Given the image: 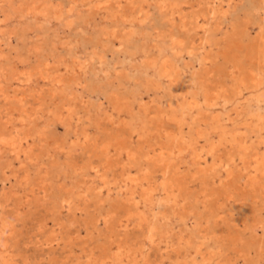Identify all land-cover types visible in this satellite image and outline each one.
I'll return each instance as SVG.
<instances>
[{"label": "bare ground", "instance_id": "bare-ground-1", "mask_svg": "<svg viewBox=\"0 0 264 264\" xmlns=\"http://www.w3.org/2000/svg\"><path fill=\"white\" fill-rule=\"evenodd\" d=\"M22 1L24 0H19L18 2L17 0H0V8L2 9V12L4 14L3 19L0 20V163L1 161L4 160V158L8 156L12 158L14 161L18 162L19 165H21L20 169H22L21 172H23L21 173L17 171L15 175L13 174L14 179H15V184L12 187H10L9 191L4 192L2 196L0 197L4 199L3 202H0V220L2 219L0 221V264H68V261L71 257L70 255H66L63 257L59 256L60 258H55L53 260L51 259L46 263V261H43L42 259L39 260L40 257H38L35 254L29 255L28 251H25L24 253L22 252L23 254H21L20 245H15V246L12 245L15 239H17L18 234H19L18 229H16V224H18V222L20 221V216L22 215L23 209L25 210L26 207H31L32 206L31 204L34 203V200H38V201L43 200L44 203L46 202L45 205H48L47 207L48 216L54 212L58 204H61L63 208H64L65 203L68 204L67 206L69 208L68 210L71 211L72 202H74L75 200L78 202L79 201L81 202L82 200L89 202L88 196L91 194H94L93 192L95 191V189L99 188L101 192H102V189L110 190V187H112L113 185L112 180H114L116 176L121 177L123 180L122 182L125 184L121 186V190L124 189L126 192L125 196L121 199V201H119L121 204H116L115 206L112 205V207L105 210L104 213L96 212L94 216V218L96 219H99L100 217H104L102 222H105V227L108 229V242L110 243V247L108 249H104V251H100L98 249L100 251L99 253H97L98 250L97 251L95 250L97 247L92 248L90 250L88 248L87 249L85 248L84 251L82 252V255L85 261L84 262L81 261L82 260L81 256H80L81 258L78 257L76 261H81L82 264H156L157 260L155 261L151 259L150 253H147V249L145 248L144 245L145 243L154 245V243L158 244V242L161 244V242L164 241L167 245L162 244L163 247L170 246L174 248V246H176V248H178L177 246H180L181 248H179L180 249L179 254L182 255L183 253H185V256L182 255L183 258L181 256L182 258L181 260L179 258L180 256L178 255V260L174 259L175 261L172 258L173 256H170L169 261L157 263V264H209V263L210 264H237L239 260L246 261L248 258L253 256V254H255L256 256V259H257L256 263L263 264L262 261L264 260V151L262 152L261 148H259L261 141H257L255 143L256 145L255 147H252L248 143L250 140L249 138H251L250 137L251 135L256 133L257 134L256 137H258L259 139L261 138V135H262L261 132L264 131V36H262L259 40H256V42L252 40L254 42L246 43L241 37L243 36L245 31H240V28L242 26H247L248 24H251V21L253 18L258 19L261 23V26H264V0H259L257 2V6L255 7L250 6L251 8L248 7V5L250 4L248 5L246 4L247 0H238L241 2V7L243 8L242 11L244 14V18H243L244 21H243V24L237 23L236 26H233V27L231 26L230 20L227 17L228 12L220 11L219 9H217L219 8L217 7L218 6L217 4L219 3L218 1L221 2L222 0H197L198 2L195 3L197 10L194 9L195 6L193 8L191 6V8L194 10H191L189 13L187 12L184 13L183 11L185 8L183 7V4L185 3V1L179 4L176 3L175 5V3L171 4L172 2L171 0H143V2H141L142 0L135 1V2L134 0H83L82 2L83 4H86L87 8L91 7L92 9H95V14L99 15L98 13L103 11V15L105 14L104 18L103 17H100V18H102V20H104L105 22L106 21L108 22L109 19L110 20L114 19L113 21L116 25L113 24L111 28H107L109 30L105 29L107 33L106 35H109L107 38L110 37L109 39L111 42H114L115 40H118L119 42L120 40V43L118 42L117 43L122 48L128 41L132 42L136 40L139 36L143 35V33H139L138 30L141 28L143 29L144 28L143 26H145V24L152 23L154 19V15L159 12H163L167 14L166 17L168 16V19L164 17L165 20L167 19V24H168L167 28H170L171 26L176 25V23L175 22L173 23V21L175 20V17L178 16L177 14H179L181 18L179 27L180 26L185 27V28L191 27L192 29L195 30V32L199 33L200 31V34L203 33L202 36L200 35L201 36L200 46L197 49H194L192 47L191 48L192 50L190 49L191 52L188 51V54H191L194 52H196L197 54L202 50L206 51L207 54L203 55L201 59L205 66L208 63L209 48L213 46L211 43L212 40L218 34H222L224 38L223 40L226 41L228 39L229 41V39L233 37L232 35L234 33V37L231 39V41L227 42V46L229 48L227 47L228 50L226 53L229 55L228 56L229 58H232L234 61H236V62L233 61L234 63H239V62L243 64L249 63L250 72L246 73L248 74L246 76L248 78V82L250 86L249 89L252 91L251 93L252 95L250 96V98L247 97L248 98L247 100L245 99V103L243 105L244 109L242 110L243 115H245L246 117V124H247L246 126L249 127L246 129V133H244L245 131L242 133L243 130L241 131V133H239L240 132L239 128L241 127L238 128L237 124L235 123L234 126L236 128L235 130H232V134L234 136L236 135L235 138L236 139L238 138V140L233 141V139H231L232 141H229V142L223 141L222 137L220 138V135L222 132L219 131V128L220 127L223 128V125L221 124V120L218 118L223 116L222 114L225 112V109H227L226 106L229 104V102L227 104H223L222 102H220L221 99L219 97V94L217 93V88L213 87V84H214L213 82L216 80V79L214 80V77L216 78L218 74L217 70L216 72H213L209 70L210 69L209 68L207 71L205 70L206 71L205 73H203L200 70L204 75H196V74L194 75L193 74L192 76L194 78V81L191 83L189 82L190 87L191 85L196 86L198 93L193 95V92H192L191 94L192 97L185 99V103L183 104V106L185 107H184V111L182 112L183 113L182 121L183 120L186 121L187 123L185 124L187 126H190V125L197 126L195 122L196 118L197 117L199 118L200 116L202 119L199 123L200 124L199 128L198 129L196 128L197 130L195 129L196 132L194 134L195 135L194 140H191L190 142H188L189 143L188 145L184 144V146L181 147L179 144L180 139H178V136H177L178 133L172 134L174 129L173 131L172 129L168 131L170 126L165 128L163 123H166V121L163 122L162 120L160 121V124L156 125V134H153L155 133L153 132L152 133L153 135L151 137L152 139L150 138V140H147L146 138H148L150 134L148 133V131L151 129V127H148L150 125V122H148L147 120L149 118L150 111L147 112V110L142 107H139L137 111H134V110L127 111L126 108L124 107L123 112L128 113L129 118L122 119L121 122L112 124L111 126L113 128L107 129L105 133L100 132L101 126L97 125L98 136L97 135L93 137L92 136L90 137V135L88 136L89 133H87V130L83 128L82 126H81L82 128H80L79 125H77L76 127L77 131H74V135H76L75 136L76 139H79L80 137L83 138V140L85 141V144L92 143L95 145L94 147L95 149H97V142L98 141L100 142L101 140L99 147L101 148V152L103 154V156L101 157L103 158L101 159L103 161L102 162L99 161L96 166L94 162H90L87 166H84V165L81 166L82 164L80 165V163L78 166L76 165L77 163H75L77 168L73 166L75 162L73 158L74 154L71 149L72 147H70L69 144L67 143L61 144L60 142H57V141L53 143H48L46 145L44 144L45 138H46L45 137L46 129L48 128V126H50L49 124V122L51 121L50 116L53 115L54 119L57 122H59L60 124H64L67 121L73 119L74 114L75 115L78 114L76 112V109H77L76 107L79 108L80 106L79 104L78 106L76 105L74 98L82 97V99L79 98L82 100V104H84L83 100H85L84 97L82 96V94L85 95V93H80V91L83 90V92H85L86 84L83 86L82 82H80V80L77 81V77H76V79L74 78H72V80L70 79L71 81L68 83V85H66L67 84L66 79L63 78L65 76L63 75L62 70L63 69L66 70L67 68H69V66L64 64V61H63L64 58L63 59L61 58L62 53L60 54L61 56L60 57L58 53V48H56V40H58L57 44L59 43L62 44V40H64L61 38L62 35L61 37L58 36V39L54 37V39L56 40L54 39L50 40L43 35V32H41L42 28L38 29V32H36L37 34L35 35V40L33 42H30L31 47L29 46L30 47L29 53L30 54L34 53V56L39 57L38 56L39 51L47 50L51 52L50 57H52L54 61L52 62V65L48 57H46L48 60H46L45 62L39 61L40 64L37 66V70L31 67L33 70H36L37 72L36 71L33 72V70L31 69H25L24 71L23 70L20 71L18 67H16L13 72L11 71L12 73H9V68L13 64V62H11L13 61L11 59L12 54L10 52H6L4 50L5 48H2V47L10 46V43L12 42L11 41L12 34L16 33L17 35L20 31H22V32H26L27 35L29 36L28 31L34 32V28L30 24V22L32 21H34L33 23H35L36 25L42 24L41 27L44 25L50 27L51 25L54 28L55 23L53 26L52 21L55 20L54 22L57 21L59 24L58 30L60 28V30H63L65 33L66 32L70 33L69 30H72V28L75 27L76 22L77 23L83 22L84 19L79 20L81 18L80 15H82L81 13L82 11H79L80 7L77 9V5H75L76 0H68L70 4H69L68 11L65 13L63 12L64 10L62 11L59 8V6L58 7L56 6V8L57 9L59 8V10L61 11H57L53 9L52 7L53 5H51V2H49V0H35L29 4L24 3V5H22ZM124 1L126 2L127 5L124 7V10L120 11L119 13L116 12L114 14L116 16L114 15L111 16L109 14L110 12H106L110 8L119 9L121 5L124 3ZM149 1H151V4H149ZM229 1L230 0H228V2ZM234 2H237V1L234 0ZM188 3H186V6L188 5ZM223 7L221 8L222 10H223ZM87 8H85V10ZM78 13H81V14L79 15ZM118 14H120V16H118ZM87 15H90V14H87ZM131 15L133 17V20L131 19L129 21V24L127 25L126 19ZM64 16H65V19H64ZM200 18H202L201 21H199ZM187 21H190V22H187ZM107 22L106 24H108L110 21L108 23ZM225 25L227 28L224 27ZM228 26H230L232 30L229 31ZM258 28H261V27H258ZM247 31H249L248 28H246V32ZM100 32L102 33V31ZM53 35L54 34H52L51 37H53ZM102 35H104V33ZM46 36L49 37L48 35ZM185 36H187V34ZM92 37L93 36H91V40H92ZM76 39L78 38L76 37ZM163 39H164V35H163ZM168 40H169L168 43H166L167 41L163 43L164 46L161 50L163 53V56H162L161 62H158L156 61V59H153V58L149 60L146 57L148 54L145 56V60L143 62L141 61L144 67H146V70H145L146 79L144 80L145 84L141 85V87L152 86L155 79H158V80L168 79V81H170V85H172L173 88H178V85H179L178 82L180 80L178 73L180 71L178 68L174 66L173 60H179L180 58H182V53L185 52L186 50L183 49V43H182L183 40L177 41L171 29L168 33ZM49 41L51 42L50 44H49ZM69 41L70 40H68V42ZM107 41L109 40L107 39ZM45 42L49 44L50 48L48 47L47 49V47H45ZM138 42H140V40ZM107 43L101 42L102 46L101 45L100 46L102 47V49L104 48L103 46L107 47L109 45V43L108 45ZM69 44H73V43L70 42ZM192 45H193V42L191 46ZM100 46L96 48L100 49L99 48ZM170 46H171V49H169ZM60 47H63V46H60ZM112 47L113 46H111V49ZM118 48L119 47H117V49ZM92 49H95V48H92ZM175 49H177L176 53L173 52V50ZM119 50L120 49H118V51ZM138 50H139L138 48H135V51H138ZM103 51L104 50H102V52ZM91 52H94V51L92 50ZM102 52L100 51L99 53L101 54ZM44 53L46 56L48 55L46 54L47 52H44ZM87 53H90L89 50ZM97 54L94 53L92 56L90 57L88 56L89 57L88 59L86 58L89 64L94 63L93 61L94 59L97 58ZM202 54L203 53H199V56ZM222 55H225V54L223 53ZM100 56H102V54ZM183 56H185V53ZM220 57L222 58L221 54H220ZM226 57L227 56L225 55V58ZM102 59L103 57L99 59L100 63L103 61ZM232 59L231 60L229 59V60L232 61ZM78 60H80V58ZM71 62L72 61H70V63ZM80 63H81L80 61L74 62L77 68L71 63L74 66L73 70L75 74L79 71L81 72V70L78 68V65ZM136 63H137V60H135V63L131 65V68L130 66L128 68H130L134 74L143 72L144 70H142L138 66V63L137 64ZM126 64L123 63V65H126ZM98 65H96L97 66L96 76L94 77L96 78V80H98L97 82H99V84L97 85V88L95 89L101 91V89L103 88L102 83L104 82L106 77L103 74L104 72L103 69H102L103 72L99 71L100 68L98 69ZM178 65L180 66V64H177V66ZM218 66H215V67H217L218 69ZM102 67L104 66L101 65V68ZM220 70H218V72H220ZM150 71L152 72L150 73ZM241 72L242 71H240V73ZM194 73H196V71ZM110 75L112 76V74ZM232 75H235V74H232ZM13 76L15 77L18 76L16 80L18 82L20 80V84L21 86H23L22 87L23 92L27 90V89L24 90V86L25 87L26 85L32 86L33 77H36L35 78L36 81L38 80L48 81V83H45L44 85H50V86L52 85V88H54L53 90L55 92L57 91V92L65 94L64 96L65 98L62 102V105L60 104L61 106L58 107L54 113L52 112L51 115H50L51 109H48V111H46L44 110V108L42 109V108L37 107L38 108L37 109L35 108V106L34 108L32 106L33 109H31L28 112H26L28 110L27 108H26L27 110L25 111H24L25 108L23 110H21L22 109L21 108L20 110L16 112L13 111L11 106H10L11 109L9 108V105L11 103V98L13 96L12 94L10 95L8 91L6 92L5 90L7 89L6 87H7V83L10 80L9 78H13ZM185 79H186V76H185ZM159 85H161L160 82H159ZM185 85L187 84L185 83ZM14 86H17V85H14ZM119 88L121 89L120 86ZM171 90H172V87L170 89V92ZM181 90H183V88ZM33 91L37 92L36 90H33ZM11 92H14V91L11 90ZM53 92H52V95L54 94ZM131 94H132V91H131ZM96 95H98V93H96ZM242 95H243V92H242ZM97 101L100 102L99 100ZM225 101H228V100H225ZM234 101H235V98H234ZM37 102L39 101L37 100ZM86 103L88 102H85V106H83L84 108L91 107L87 105ZM122 104H123V101H122ZM120 105H121V102H120ZM219 105H220V108L222 109L220 111L221 114L216 113V110H215V108H217V106L219 107ZM154 106H156V104H154ZM158 106L159 105H157L156 107ZM116 109L118 112L121 111L119 110V107H117ZM158 110L159 109H156L155 111L157 112ZM105 111L106 110L102 107V105H99L95 109L94 115L96 117L102 118L105 115ZM194 111H196L195 115L193 113ZM162 112H163V109H162ZM161 115H163V113ZM163 117H165V115ZM229 120L233 121L231 116L229 117ZM94 121H97L95 120V117H94ZM175 121H177V119H175ZM40 122L42 124H40ZM177 122H180V121H177ZM212 122L214 123V125ZM107 123L111 124L109 122ZM31 125H34L37 129V132H36L37 140L29 138L28 130ZM162 127L164 129H162ZM252 127H255L256 130H253ZM201 128H203V130ZM136 134L139 137L137 139L139 141H137L138 142L137 144H134L133 141H134V136ZM162 134H165L167 136L165 139L166 141L164 143L160 141L159 144L157 143L154 144L152 140L155 138L157 139L162 138L163 137ZM146 135H148V137ZM222 135H225V133ZM141 136L143 137L146 136L145 140H141V139H144ZM184 136H187V134ZM216 136L218 137V139H216ZM102 137H105V139H102ZM203 139L205 140V144L203 143L204 145L202 146L200 143H201V140ZM199 144L202 147H199ZM67 149L70 150L69 153H67L66 151ZM37 151L44 153V158L45 159L47 158L48 162L49 161L53 162L57 160V162L61 164L60 169L58 170V173H56V176L55 175L54 177L51 176L52 171L48 170L49 168L45 166V162L43 161V159L41 160V158L39 157L40 155L36 153ZM222 153L225 154V156L227 157L226 160L228 161H225V159L223 158V160L225 161V165H227V167H225L224 164L222 163L221 166H218L221 168V170L218 169L220 170V172H217V168L215 167L203 165L204 162H206L205 157L207 155L213 154V155L220 156L222 155ZM176 164L179 166H177ZM210 164L211 163H209V165ZM183 165L186 166V168L184 169L185 174L183 176H177V173L182 172L181 166L183 167ZM118 169L121 170L120 173H118L117 171ZM67 171L70 175L73 174V180L69 183L66 180ZM92 171H95L96 175L94 177L98 178L100 182L99 184H97V188L93 182L85 180V177L87 175L92 176L91 174ZM20 173L24 175V177H21ZM39 174H42L41 177L43 176L41 178L43 184L39 188L29 186L31 189L29 191H26L27 193L25 192V195H23L22 197V199L24 198L25 202H21V198H20V202L18 203L17 201L19 200L18 194L21 193L20 192L21 188L24 185L27 186L31 181L33 183L34 182L33 179H35ZM55 188H57L61 194L66 193V197L60 198V200L56 198L50 199V197L52 196L51 192ZM159 192H162L163 195L161 194L158 195ZM156 197L158 199H156ZM84 201H83V204H84ZM160 201L163 202L162 205H159V203H161ZM168 202L173 203V204L171 203L172 207L170 210L172 211L171 213L174 216L179 214V212H182L181 210L183 209V207L185 208L187 206L189 209L192 210L190 214L191 213L193 214L195 218L194 223L196 224L195 226L192 225L194 227H191L192 228L191 230L187 227L186 224H184L186 226L183 225L184 227L182 229L176 228L177 229L176 230L175 224L174 226L170 228V224L168 225L167 223V225H164L163 223H161L160 220L166 217V213L169 210V207L167 206L169 204ZM77 205H80V204L77 203ZM154 207H156L157 209L164 208L165 209L164 213H161V212L160 214L159 212L155 213L154 212L155 209H153ZM71 212H69V215H72L74 213L73 212L72 214H70ZM120 213L127 214V218L129 219H126V222H123L124 219L123 220L117 219V215H119ZM171 213H170V216H171ZM62 214H63V211H62ZM3 215L4 216L6 215L5 219H3L2 217ZM183 215L185 216V214ZM48 219H49L48 217L44 216V218L39 220L34 226L37 229V232L35 234L36 241L34 240V242L41 244V240H43V242L48 244V243H54L60 240L65 241V239L68 236H70L71 230H70V227L68 228L66 224L67 221H65V219L61 216V212H60V215L54 216L52 218V221L55 222V225L59 226L58 230H55V229L51 230L48 228V225H49L47 222ZM74 219L76 218L74 217ZM156 220L159 222H157ZM174 222L175 221H173V223ZM130 223L133 224L134 226L138 225L139 235L135 236L134 238L129 237L130 234L128 235L127 231H125L124 234L118 231L119 227L124 228V225L129 226ZM89 224H87L86 230L89 229L90 227ZM98 224L100 223L99 222L91 223V227L94 228V230L101 229L99 228L100 226H97ZM55 225H54V228H55ZM120 230H122V228ZM76 232L80 233V230H77ZM38 244L36 245L38 246ZM153 247L154 246H152V248ZM176 251L173 250V252H176ZM161 253H163V251ZM69 254L71 253L69 252ZM164 254H165V251H164ZM157 255L159 256V254Z\"/></svg>", "mask_w": 264, "mask_h": 264}, {"label": "rangeland", "instance_id": "rangeland-1", "mask_svg": "<svg viewBox=\"0 0 264 264\" xmlns=\"http://www.w3.org/2000/svg\"><path fill=\"white\" fill-rule=\"evenodd\" d=\"M19 0H17L18 2ZM35 0H24L22 1V5L25 4H29L31 2H33ZM83 0H76V4L77 5V9L79 8V11H82V15H80L81 13H78L81 18V19H84L82 23H77L76 22V25L74 28H72V30H69V32H64L63 30H58V27H59V24L58 22H54L55 20L52 21V24L54 26V23H55V26L54 29L51 25L50 27L49 26H42V24H38L36 25L35 23H33L34 21L30 22V24L32 25V27L34 28V32L32 31H28V34L29 36L27 35L26 32H22L20 31L17 35L16 33L15 34H12V39H11V43H10V46L9 47H2V48H5L4 50L6 52H10L12 54V57L11 59L13 61V64L12 66L9 68V73H12L14 71V69L16 67H18V69L20 71H24L25 69H36L37 70V66L40 64L39 61L41 62H45L46 60L49 59L51 65H52V62L54 61L52 57H50V51H47V50H42V51H39V57H36L34 56V53H29V48L31 47V44L30 42H33L35 40V35L37 34L36 32H38V29L39 28H42V31L43 32V35L48 38V39H54V37H56V39H58V36L61 37L62 35V44L59 43L57 44L58 40H56V48H58V53H59V56L60 54L62 55V59L64 61V64H66L67 66H69V68H67L66 70L63 69L62 70V73L66 79V82L68 85V83L72 80V78L76 79L77 77V81L80 80V82H82L83 86L85 85L86 87V90L85 92H83V90L80 91V93H85L82 94V96L84 97L85 100L84 101V104H82V97H76L74 98L75 99V102H76V105L78 106L79 104V108L76 107V112L78 114H74V117L73 119L67 121L66 123L64 124H60L59 122H57L55 119H54V116L51 115L52 112L54 113L55 110L60 107L62 105V102L64 100V96L65 94L64 93H60V92H55L52 88V85H44L45 83H48V81H42V80H38L36 81V77H33V82H32V86H27L26 87L24 86V92H23V89L20 84V80L19 82L16 80L17 77L13 76V78H9V82L7 83V89L6 92L8 91V93L14 97L11 98V103L9 105V108L11 109L12 107V110L13 111H18L20 110H23L24 108V111L27 110L26 112L30 111L31 109L34 108H44V110L48 111V109H51V113H50V119L51 121L49 122L50 126H48V128L46 129V138H45V142L44 144H48V143H53L55 141L57 142H60L61 144H69L70 147H72V152H73V158H74V167H76V165L79 166V163L81 166H87L90 162H94L95 163V166L98 164V162H102L103 158H101L103 156L102 152H101V148L99 147L100 146V143H101V140L100 142L98 141L97 142V149H95V145L92 144V143H86L85 144V141L83 140V138H79V139H76V135H74V131H77L76 127L77 125H79L80 128H85L87 130V133L88 136L90 135V137L92 136H98V131H97V125H100L101 127V131L102 133H105L107 131V129L109 128H113L111 125L112 124H116L117 122H121L122 119H127L129 118V114L128 113H124V107L126 108V110L128 111H137L139 109V107H142L144 109L147 110V112H149V118L147 119L148 122H150V125L148 127H151V129L148 131L149 134V137L148 135H146L148 138H146L147 140H150V138L152 137L153 134H156V125L157 124H160V121L162 120L163 122L166 121V123H163L164 127H169V130L174 129V131L172 132V134H175V133H178V139H180L179 141V144L180 146H184L185 145H188L191 140H194L195 138V129L199 128L200 126V121L202 120L201 117L199 116V118L197 117L196 118V125H190V126H187L185 123H187L186 121H182V112L184 111V107L183 104L185 103V99L189 98V97H192L191 94L193 92V95L198 93V90L196 88V86H192L191 87L189 86L191 82L194 81V78H193V74L195 75H204L203 73H205L209 68V70L213 71V72H216L217 70V76L216 78L214 77V84H213V87L217 88V93L219 94V97H220V102H222L223 104H227L229 102V104L226 106L227 109H225V112L222 114L223 116L219 117L218 119L221 120V124L223 125V128L220 127L219 128V131L222 132L221 135H220V138L222 137V140L223 141H232L231 139H233V141L235 140H238V138L236 139V135L234 136L232 134V130H235V126L234 124L236 123L238 128H239V133H246V129L249 128L248 126H246V117L245 115H243V112L242 110L244 109L243 105L245 103V99L247 100L248 98H250V96L252 95V91L249 89L250 86H249V82H248V78L246 75V73L250 72V67H249V63L247 64H243L241 62L239 63H234L236 61H234L232 58H229L228 54L226 53L227 52V42L231 41V39L234 37V33H233V37L231 39H228L226 41H224L223 39V35L222 34H218L213 40H212V47L209 48V57H208V63L206 64V66L203 64V61L201 60L203 55L207 54L206 51L202 50L200 51L199 53H203L202 55L199 56V53L196 54V52L194 53H191V54H188V51H190V49L193 47L194 49H197L199 46H200V43H201V39L200 37L203 35L200 34V31L199 33L195 32L194 29H192L191 27L190 28H185V27H182L180 25V16L179 14H177L178 16H176L175 14V20L173 21V23L175 22L176 25L175 26H171L170 28H167V19H168V16L166 17L167 14L163 13V12H159V13H156L154 15V19L152 21V23H147L145 24V26H143L144 28L142 29H139V33H143V35L139 36L136 40L134 41H128L124 47L122 48L121 46H119L118 43H120V40L118 42V40H115L114 42H111L110 41V37L107 38L109 35H106V30H109L107 28H111V26L114 24V19L113 20H108V24H106V22L104 20H102V18L100 17H103L104 18V15H103V11H101L100 13H98L99 15L95 14V9H92L91 7L88 9L86 7V4H83L82 2ZM135 1H141V0H134ZM171 4L172 3H176L179 4V3H183V1H185V3L183 4V7L184 8V13L187 12L189 13L191 10H197L196 9V4L198 1L197 0H171ZM179 1V2H178ZM187 1V2H186ZM223 1V2H222ZM221 2L218 1L219 3L217 4L220 11H226L228 12V18L230 20V24L231 26H236V24H243V21H244V14H243V11H242V7H241V2L238 1V0H235L237 2H234V0H230L228 2V0H222ZM225 1V2H224ZM259 0H247L246 1V4H250L248 5L249 8L251 7H255L257 6V2ZM49 2H51V5H53V9L57 10V11H63L64 13L68 11V8H69V1L68 0H49ZM143 2V0L141 1ZM189 2V3H188ZM231 2V3H230ZM240 2V3H239ZM125 3V4H124ZM124 3L121 5V7L119 9H116V8H110L108 11L106 12H110L109 14L111 16H113L116 12H120L122 10H124V7L127 5L126 2L124 1ZM186 3H188L187 7L186 6ZM230 3V4H229ZM82 4V5H81ZM147 4V3H146ZM149 4H151V1H149ZM153 4V3H152ZM193 4V5H192ZM81 5V6H79ZM220 5V6H219ZM222 5V6H221ZM228 5V6H227ZM236 5V6H235ZM56 6L61 9L59 10V8L57 9ZM192 8L195 6L194 9ZM224 6V7H223ZM251 6V7H250ZM26 7V5H25ZM67 7V8H66ZM82 7V8H81ZM223 7V10L221 9ZM85 8H87L85 10ZM198 8V7H197ZM82 9V10H81ZM226 9V10H225ZM78 11V12H79ZM86 11V12H85ZM162 13V14H161ZM86 14V15H85ZM87 14H90V15H87ZM160 14V15H159ZM3 12H2V9L0 8V20L3 19ZM65 15V14H64ZM242 15V16H241ZM89 16V17H88ZM97 18H96V17ZM116 16V15H114ZM118 16H120V14H118ZM67 17V16H66ZM157 17V18H156ZM166 17L167 19L165 20ZM92 18V20H91ZM96 18V19H95ZM64 19H65V16H64ZM133 20V17L132 15L129 16L126 20V23L127 25L129 24V21L130 20ZM161 19V20H160ZM119 20V19H118ZM202 18L199 19V21H201ZM86 21V22H85ZM90 23H89V22ZM187 22H190V21H187ZM125 23V24H126ZM57 24V25H56ZM96 24V25H95ZM105 24V25H104ZM131 24V23H130ZM188 24V23H187ZM258 24V25H257ZM104 25V26H103ZM103 26V27H102ZM120 26V25H118ZM163 26V27H162ZM249 26V27H248ZM102 27V28H100ZM105 27V28H104ZM165 27V28H164ZM226 27V25L224 26ZM258 27H261V28H258ZM49 28V29H48ZM52 28V29H51ZM227 28V27H226ZM229 28V31L232 30L230 26H228ZM242 28V29H241ZM240 28V31H245V33L243 34L242 39L247 43L249 42H256V40H259L262 36H264V26H261V23L258 19L256 18H253L252 21H251V24H248L247 26H242ZM246 28L249 29V31L246 32ZM101 29V30H100ZM106 29V30H105ZM171 31L174 33L177 41H182L183 43V49H185L186 51L182 53V58H180L179 60H173L174 62V66L176 68L179 69V82H178V88H173L172 85H170V81H168V79H161V80H158V79H155L154 80V83L152 86H143L141 87V85L145 84V79H146V74H145V70H146V67H144V65L142 64V62L145 60V56L151 60L152 58L153 59H156V61L158 62H161L162 60V56H163V53H162V48L164 46L163 43H168V33L169 31ZM253 29V30H252ZM57 30V31H56ZM105 30V31H104ZM164 30V31H163ZM225 30V29H224ZM63 31V32H61ZM74 31V32H73ZM102 31V33L100 32ZM165 34H164V33ZM25 33V34H24ZM45 33V34H44ZM57 33V34H55ZM62 33V34H60ZM104 33V35H102ZM53 35V37H51V35ZM93 34V35H92ZM101 34V35H100ZM187 34V36H185ZM46 35H48L49 37H47ZM57 35V36H56ZM98 35V36H96ZM163 35H164V39H163ZM196 35V36H194ZM201 35V36H200ZM261 35V36H260ZM65 36V37H64ZM91 36L92 37V40H91ZM101 36V37H100ZM104 36V38H103ZM192 36V37H191ZM76 37L78 39H76ZM85 37V38H84ZM98 37V38H97ZM239 37V38H241ZM32 38V39H30ZM70 38V39H69ZM124 38V37H123ZM193 40H192V39ZM196 38V39H194ZM218 38V39H216ZM245 38V39H244ZM106 41H105V40ZM107 39L110 41H107ZM125 39V38H124ZM142 39V40H141ZM189 39V40H188ZM221 39V40H220ZM32 40V41H30ZM68 40H70L68 42ZM103 40V41H102ZM127 40V39H126ZM140 40V42H138ZM196 40V41H195ZM199 40V41H198ZM249 40V41H248ZM254 40V41H252ZM78 41V43H77ZM84 41V42H83ZM88 41V43H87ZM92 41V42H91ZM103 43H107V47L106 46H103L104 48L102 49V45H101V42ZM193 42V45L191 46V44ZM222 41V42H221ZM73 43V44H69V43ZM81 42V43H80ZM90 42V43H89ZM118 42V43H117ZM195 42V43H194ZM197 42V44H196ZM215 42V43H214ZM51 42L49 41V44ZM76 45H75V44ZM148 43V44H147ZM189 43V44H188ZM221 43V44H220ZM44 44V43H43ZM48 43L45 42V47H48L50 48ZM82 44V45H81ZM90 44V45H89ZM215 44V46H214ZM47 45V46H46ZM58 45V46H57ZM88 45V46H87ZM101 45V46H100ZM190 45V47H189ZM196 45V46H195ZM30 46V47H29ZM60 46H63V47H60ZM66 46V47H65ZM79 46V47H78ZM98 46H100L99 48L100 49H97ZM111 46L112 49H111ZM116 46V47H115ZM154 46V47H153ZM225 46V47H224ZM86 47V48H85ZM90 49H89V48ZM97 47V48H96ZM117 47H119L118 49H120L118 51ZM121 47V48H120ZM149 47V48H148ZM65 48V49H64ZM76 48V49H75ZM83 48V49H82ZM92 48H95V49H92ZM115 48V49H113ZM135 48H138L139 50L138 51H135ZM152 48V49H151ZM218 48V49H217ZM229 48V47H228ZM142 49V50H141ZM169 49H171V46L169 47ZM211 49V50H210ZM60 50V51H59ZM76 50V51H75ZM89 50L90 53H87ZM94 51V52H91V51ZM96 50V51H95ZM100 50L102 52V50H104L101 54L102 56H100L101 54L98 52ZM114 50V51H113ZM144 50V51H143ZM176 50V51H175ZM173 50V52H177V49ZM192 50V49H191ZM213 50V51H212ZM215 50V51H214ZM225 50V52H224ZM79 51V52H78ZM108 53H107V52ZM117 51V52H116ZM121 51V53H120ZM134 51V52H133ZM170 51V50H169ZM221 53H220V52ZM44 52H47L46 54H48L47 56L45 55ZM116 52V53H115ZM119 52V53H118ZM208 52V51H207ZM87 55H86V54ZM94 53H98L97 54V58L98 60L94 59V63L92 64H89V62L86 60V58L88 59L90 56H92ZM145 53V54H144ZM185 53V56H183ZM225 54L227 57L225 58V55H222V54ZM36 54V53H35ZM80 54V55H79ZM107 54V55H106ZM116 54V55H115ZM154 54V55H153ZM219 54V55H218ZM220 54L223 58L220 57ZM19 55V56H18ZM66 55V56H65ZM76 55V56H75ZM102 58L103 57V61L100 63L99 62V57ZM118 55V56H117ZM156 55V56H155ZM214 55V56H213ZM65 56V57H64ZM89 56V57H88ZM150 56V58H149ZM48 57V59L46 58ZM83 57V58H82ZM133 57V58H132ZM195 57V58H194ZM218 57V59H217ZM71 58V59H70ZM76 58V59H74ZM80 58V60H78ZM106 58V59H105ZM143 58V59H142ZM200 58V59H199ZM210 58V59H209ZM25 59V60H24ZM52 59V60H51ZM86 62H85V60ZM126 59V60H125ZM134 59V60H133ZM140 59V60H139ZM147 59V60H148ZM185 59V60H184ZM195 59V60H194ZM228 59V60H226ZM232 59V61L230 60ZM69 60V61H68ZM84 60V62H83ZM135 60H137V63H138V66L144 70L143 72H140L138 74H134L132 72V70L130 69L131 68V65H133L135 63ZM139 60V61H138ZM24 61V62H22ZM68 61V62H67ZM70 61H72L71 63L76 67V65L74 64V62H81L79 65H78V68L81 70V72H77L76 74L74 73V66L70 63ZM97 61V62H96ZM142 61V62H141ZM202 61V63H201ZM234 61V62H233ZM38 62V63H37ZM129 62V64H128ZM132 62V64H131ZM187 64H186V63ZM216 62V63H215ZM227 62V63H226ZM229 62V63H228ZM70 63V64H69ZM126 64V65H123ZM136 63V64H137ZM191 63V65H190ZM215 63V64H214ZM246 63V62H245ZM62 64V65H64ZM84 66H83V65ZM98 65V69L99 71L103 72V74L105 75V80L104 82L102 83L103 84V88L101 89V91L95 89L97 88V85L99 84V82H97L98 80H96V78L94 76H96V65ZM177 64H180V66ZM193 64V65H192ZM229 64V65H228ZM101 65L104 66L101 68ZM124 67H123V66ZM218 66V69L217 67L215 66ZM223 65V66H222ZM234 65V66H233ZM95 66V67H94ZM122 66V67H121ZM130 66V68H128ZM193 66V67H192ZM232 66V67H231ZM33 69H32V68ZM203 67V68H202ZM229 67V68H228ZM245 69H244V68ZM54 68V67H52ZM77 68V67H76ZM106 68V69H105ZM231 68V69H230ZM243 68V69H241ZM11 69V70H10ZM103 69V71H102ZM109 69V70H108ZM114 69V70H113ZM125 69V70H124ZM197 69V70H195ZM221 69V70H220ZM226 69V70H225ZM239 69V70H238ZM247 69V71H246ZM36 70H33L36 71ZM116 70V71H115ZM118 70V71H117ZM121 70V71H119ZM203 72H201V71ZM204 70V71H203ZM206 70V71H205ZM215 70V71H214ZM218 70H220V72H218ZM232 72H231V71ZM237 70V71H235ZM245 70V71H244ZM249 70V71H248ZM12 71V72H11ZM54 71V70H53ZM67 71V72H66ZM95 71V72H94ZM115 71V72H114ZM186 71V72H185ZM196 71V73H194ZM240 71H242L240 73ZM37 72V71H36ZM35 72V73H36ZM119 72V74H118ZM125 72V73H124ZM152 71H150L151 73ZM114 73V74H113ZM116 73V75H115ZM124 73V74H123ZM199 73V74H198ZM238 73V74H237ZM112 74V76L110 75ZM121 74V75H120ZM123 74V75H122ZM232 74H235V75H232ZM13 75V74H11ZM75 75V76H74ZM238 75V76H237ZM125 76V77H124ZM185 76H186V79L189 80L187 81L185 79ZM221 78H220V77ZM224 76V77H223ZM244 76V77H243ZM15 77V78H14ZM183 79H181V78ZM188 77V78H187ZM127 78V79H126ZM139 78V79H138ZM192 78V79H190ZM220 78V79H219ZM227 78V79H226ZM69 79V80H68ZM71 79V80H70ZM107 79V80H106ZM113 81H112V80ZM126 79V80H125ZM138 79V80H137ZM222 79V80H221ZM14 80V82H13ZM68 80V81H67ZM136 80V81H135ZM185 80V81H184ZM224 80V82H223ZM229 80V81H228ZM140 81V82H139ZM184 83H183V82ZM219 81V82H218ZM13 82V83H11ZM137 82V83H136ZM159 82L161 85H159ZM190 82V83H189ZM244 82V83H243ZM124 83V84H122ZM158 85H156V84ZM185 83L187 85H185ZM216 83V84H215ZM223 83V84H222ZM228 83V84H227ZM109 84V85H108ZM117 86H116V85ZM134 84V85H133ZM168 84V85H167ZM240 84V85H239ZM242 84V85H241ZM10 85V86H9ZM15 91L14 90V88ZM14 85H17V86H14ZM34 85V86H33ZM155 85V86H154ZM46 86V87H45ZM119 86L121 87V89L119 88ZM157 86V87H156ZM162 86V87H161ZM172 87V94L170 92V89ZM184 86V87H183ZM186 86V88H185ZM241 86V87H240ZM21 87V88H20ZM28 87V88H27ZM40 87V88H39ZM148 87V88H147ZM151 87V88H150ZM167 87V88H166ZM220 87V88H219ZM49 88V89H47ZM52 88V89H51ZM144 88V89H143ZM154 88V89H152ZM183 88V90H181ZM189 88V89H188ZM241 88V89H239ZM245 88V90H244ZM20 89V90H19ZM29 89V90H28ZM43 91H42V90ZM107 89V90H106ZM177 89V90H176ZM221 89V90H220ZM14 91V92H11ZM33 90H36L37 92H34ZM54 92H53V91ZM134 90V91H133ZM156 90V91H155ZM240 90V91H239ZM31 91V92H29ZM52 91L54 94L52 95ZM99 91V92H97ZM131 91H132V94H131ZM180 91V92H179ZM223 91V92H222ZM16 92V93H15ZM18 92V93H17ZM40 92V93H39ZM101 92V93H100ZM106 92V93H105ZM129 92V93H128ZM135 92V93H133ZM163 92V94H162ZM242 92H243V96L242 95ZM15 93V94H14ZM26 95H25V94ZM51 93V94H50ZM96 93H98V95H96ZM111 93V94H110ZM153 95H152V94ZM182 93V95H181ZM208 93V92H207ZM14 94V95H13ZM17 94V95H16ZM32 94V95H31ZM39 94V95H38ZM58 94V95H57ZM63 94V96H62ZM104 94V95H103ZM134 94V95H133ZM136 94V95H135ZM174 94V96H173ZM177 96H176V95ZM241 94V95H240ZM16 95V96H15ZM31 95V96H30ZM179 95V96H178ZM208 95V94H207ZM237 95V96H236ZM33 96V97H32ZM81 96V95H80ZM102 96V97H101ZM113 96V97H112ZM134 96V97H133ZM157 96V97H156ZM163 96V97H162ZM171 96V97H170ZM16 97V98H15ZM32 97V98H31ZM61 97V98H59ZM63 97V98H62ZM112 97V98H111ZM136 97V98H135ZM201 97V96H199ZM223 97V98H222ZM241 97V98H239ZM248 97V98H247ZM52 98V99H51ZM81 98V99H79ZM120 98V99H119ZM138 98V99H137ZM172 98V99H171ZM174 98V100H173ZM234 98H235V101H234ZM14 99V100H12ZM16 99V100H15ZM62 99V100H61ZM133 99V101H132ZM152 99V100H151ZM177 99V100H176ZM37 100L39 102H37ZM57 100V101H56ZM60 100V101H59ZM97 100H99L100 102H98ZM117 100V101H116ZM223 100V101H222ZM225 100H228V101H225ZM238 100V101H237ZM18 101V102H17ZM50 101V102H49ZM53 101V102H52ZM59 101V102H58ZM122 101H123V104H122ZM127 101V102H126ZM147 101V102H146ZM232 101V102H230ZM243 101V102H241ZM57 102V103H56ZM85 102H88L86 103L87 105L91 106V107H88V108H84L83 106H85ZM110 102V103H109ZM120 102H121V105H120ZM145 102V103H143ZM151 104H150V103ZM178 102V103H177ZM225 102V103H224ZM36 103V104H35ZM52 103V104H51ZM119 103V104H118ZM133 103V104H132ZM140 103V105H139ZM153 103V104H152ZM202 103V102H201ZM232 103V104H231ZM24 104V105H23ZM31 104V105H30ZM33 104V105H32ZM38 104V105H37ZM45 104V105H44ZM61 104V105H60ZM82 104V106H81ZM128 107H127V105ZM154 104L159 105L158 107L154 106ZM164 104V105H162ZM37 105V106H36ZM99 105H102V107L106 110L105 111V115L102 117V118H99V117H96L94 115L95 113V109L99 106ZM109 105V106H108ZM118 105V106H117ZM147 105V107H146ZM232 105V106H231ZM11 106V107H10ZM22 106V107H21ZM31 108H30V107ZM33 106V108H32ZM97 106V107H96ZM114 106V107H113ZM116 106V107H115ZM123 106V107H122ZM165 106V107H164ZM175 108H174V107ZM183 106V107H182ZM113 107V108H112ZM117 107H119V110H121L120 112L117 111ZM173 107V109H172ZM179 107V108H178ZM27 108V109H26ZM121 108V109H120ZM129 108V109H128ZM155 108V109H154ZM38 109V108H37ZM88 109V110H87ZM113 109V110H112ZM151 109V110H150ZM156 109H159L157 112L155 111ZM162 109H163V112H162ZM166 109V110H165ZM175 109V110H174ZM232 109V110H231ZM216 110V113L218 114H221V108H220V105L219 107L217 106V108H215ZM230 110V111H229ZM236 110V111H235ZM45 111V112H46ZM155 111V112H153ZM160 111V112H159ZM166 111V112H165ZM234 111V112H233ZM90 112V114H89ZM108 112V113H107ZM172 112V113H171ZM176 112V113H175ZM232 112V113H231ZM156 113V115H155ZM163 113V115H161ZM167 113V115H166ZM175 113V115H174ZM194 115L196 114V111L193 112ZM170 114V115H169ZM178 114V116H177ZM165 115V117H163ZM174 115V116H173ZM53 116V117H52ZM113 116V117H112ZM153 116V117H152ZM168 116V117H167ZM232 117V120L233 121H230L229 120V117ZM78 117V118H77ZM88 117V118H87ZM94 117H95V120L97 121H94ZM110 119H109V118ZM121 117V118H119ZM123 117V118H122ZM167 117V118H166ZM173 117V118H172ZM112 118V119H111ZM156 118V119H155ZM166 118V120H165ZM170 118V119H168ZM181 118V120H180ZM105 119V120H104ZM175 119H177V121H180V122H177L175 121ZM78 120V121H77ZM100 122H99V121ZM158 120V121H156ZM81 121V122H80ZM172 121V122H171ZM245 121V122H244ZM52 122V123H51ZM99 122V123H98ZM107 122L111 123V124H108ZM157 122V123H155ZM198 122V123H197ZM226 122V123H225ZM243 122V123H242ZM213 123V122H212ZM40 124H42L40 122ZM178 124V125H177ZM216 124V123H215ZM240 124V125H239ZM86 125V126H84ZM106 125V126H105ZM109 125V126H107ZM214 125V123H213ZM231 127H230V126ZM233 125V126H232ZM82 126V127H81ZM187 126V127H185ZM195 126V127H194ZM59 127V128H58ZM107 127V128H106ZM179 127V129H178ZM106 128V129H105ZM188 128V129H187ZM237 128V129H238ZM110 129V130H111ZM162 129H164L162 127ZM176 129V130H175ZM196 129V130H197ZM203 130V128H201ZM253 130H256L255 127H252ZM186 130V131H185ZM188 130V131H187ZM29 138L31 139H34V140H37L36 139V132H37V129L34 125H31L30 128H29ZM184 131V132H183ZM224 131V132H223ZM263 131V129H262ZM155 132V133H153ZM186 132V133H185ZM153 133V134H152ZM225 135H222L224 134ZM187 136H184L186 135ZM261 138L258 139V137H256V133L251 135L249 138V143L252 147H255V143L257 141H261L260 142V147L261 148V151L263 152L264 151V131L261 132ZM234 137V138H232ZM242 135V134H241ZM33 136V137H32ZM145 136V137H146ZM162 138L160 139H153L152 141L154 142V144H159L160 141L161 142H165L166 140V135L165 134H162ZM229 136V138H228ZM35 137V138H34ZM51 137V138H50ZM142 138L144 139H141V140H145V137L141 136ZM155 137V136H154ZM153 137V138H154ZM219 137V135H218ZM218 137L216 136V139H218ZM139 137L137 136V134L134 136V141L133 143L134 144H137L139 140H137ZM69 139V140H68ZM71 139V140H70ZM102 139H105V137H102ZM152 139V138H151ZM263 139V140H262ZM75 140V142H74ZM136 140V141H135ZM156 140V142H155ZM78 141V142H77ZM80 142V143H79ZM84 142V144H83ZM73 143V144H72ZM99 143V144H98ZM205 144V140H201V145L203 146ZM252 143V144H251ZM37 144V143H36ZM76 144V145H75ZM91 144V145H90ZM199 144V147H202L201 145ZM74 145V146H73ZM82 145V146H81ZM87 145V146H86ZM80 146V147H79ZM92 146V147H91ZM75 150H74V149ZM97 150V151H96ZM67 153L70 152L69 149L66 150ZM89 152V153H88ZM38 155H40L39 157L41 158V160L43 159V161L45 162V166L47 168H49L48 170H51L52 173H51V176L54 177V175L56 176V173H58V170L60 169V163L56 161H47V158L45 159L44 158V153H41L39 151L36 152ZM225 153V152H224ZM81 154V155H80ZM83 154V155H82ZM210 156V157H209ZM208 157V158H207ZM211 158V159H209ZM223 158L225 159V161H228L226 160V156L225 154L222 153V155L220 156H217V155H207L205 157V160L206 162H204L203 165H206V166H211V167H215L217 168V172H220L221 168L218 167V166H221L222 163L224 164L225 167H227V165H225V161L223 160ZM10 159V160H9ZM209 159V161H208ZM215 159V160H214ZM95 160V161H94ZM211 160V161H210ZM222 160V161H221ZM48 162V163H47ZM61 162V161H60ZM52 163V164H51ZM75 163H77L75 165ZM209 163H211L209 165ZM219 165H218V164ZM55 164V165H54ZM208 164V165H207ZM217 164V166H216ZM177 165V164H176ZM14 166V167H13ZM19 166V167H18ZM179 166V165H177ZM176 167V166H175ZM224 167V168H225ZM21 168V165H19L18 162L14 161L12 158L10 157H6L4 158L3 161H1L0 163V197L2 196V194L6 191H9L10 187H12L14 184H15V179H14V176L13 174L15 175L16 172H21L22 169ZM77 168V167H76ZM186 166L183 165V167L181 166V169H182V172L181 173H177V176H183L185 174V169ZM223 168V169H224ZM220 169V170H218ZM135 170V169H134ZM118 173H120V169L117 170ZM184 171V172H183ZM15 172V173H14ZM3 173V174H2ZM23 173V172H21ZM20 173V174H21ZM92 176L91 175H87L85 177V180L86 181H90V182H93L97 188V184H99V179L98 178H95L94 176L96 175L95 174V171H92L91 172ZM42 174H39L35 179H33V183L32 181L27 185V186H23L20 190L21 193L18 194V198L19 200L18 203L20 202V198H21V202H25L24 198L22 199L23 195H25V192L26 191H29L31 188L30 187H35V188H39L43 183H42V180L41 177ZM13 177V178H12ZM21 177H24V175L21 174ZM120 178V179H119ZM88 179V180H87ZM67 182H71L73 180V174H69L68 171H67ZM118 180V181H117ZM39 181V182H38ZM122 178L121 177H118L116 176L114 180H112V187H110V190H107V189H102V192L100 191L99 188L95 189V191L93 192L94 194H91L89 195L88 197V201H84L82 200L80 203L78 201H74L72 202V212L70 210H68L69 208L67 207L68 204H64V208L62 207L61 204H58V206L55 208L54 212L48 216L47 214V207L48 205H45L46 202L44 203L43 200L42 201H38V200H34V203H32L31 207H26L25 210L23 209V212H22V215L20 216V221L18 222V224H16V229H18V237L17 239H15V241L13 242V246L15 245H20V253L23 254L25 251H28V254L29 255H37L39 258V260H43V261H46V263L49 261V260H53L55 258H60V257H63V256H66V255H70V259L68 261V264H82V262L85 261V259L83 258V255H82V252L84 251V249L88 248L89 250L92 249V248H96L95 250L97 251L98 249L100 251H104V249H108L110 247V243L108 242V229L105 227V222H102L104 217H100L99 219H96L94 218L96 212H101V213H104L105 210H107L108 208L112 207V205H116V204H121L119 201H121V199L125 196L126 192L125 190H121V186L122 185H125L123 182H122ZM36 182V183H35ZM35 183V184H34ZM38 183V184H37ZM33 184V185H32ZM146 184V183H144ZM30 186V187H29ZM37 186V187H36ZM98 190V191H97ZM120 190V191H119ZM123 192V193H122ZM27 193V192H26ZM100 193V194H99ZM22 194V195H21ZM163 195L162 192H159L158 195ZM51 197L50 199H53V198H56L58 200H60V198H64L66 197V193L64 194H61L57 188H55L52 192H51ZM21 196V197H20ZM101 196V197H99ZM103 199V200H102ZM156 199H158L156 197ZM164 200V199H163ZM4 199L3 198H0V202H3ZM33 201V200H32ZM36 201V202H35ZM83 201H84V204H83ZM103 201V203H102ZM42 205H41V203ZM88 202V203H87ZM161 202V201H160ZM80 204V205H77ZM101 203V204H100ZM114 203V204H113ZM163 202L159 203V205H162ZM169 204L167 205L169 207V210L171 209L172 205L171 203L172 202H168ZM100 204V205H99ZM173 204V203H172ZM44 205V206H43ZM75 205V206H74ZM95 205V206H94ZM97 205V206H96ZM84 206V207H83ZM92 206V207H90ZM107 206V207H106ZM77 207V208H76ZM119 207V206H118ZM28 208V209H27ZM36 208V209H35ZM67 208V209H66ZM87 208V209H86ZM27 209V210H26ZM97 209V210H96ZM145 209V208H143ZM153 209L155 213H158L160 214L161 213H164V208L162 209H157L156 207H154ZM84 212H83V211ZM167 211L166 213V217L161 221V223H163L164 225H168L170 224V228L172 226H174L175 224V229H182L184 226L187 225V227L191 230L192 228L191 227H194L196 223L195 222V218L193 216V214L190 212H192L191 209H189L187 206L181 210L182 212H179V214L177 215H173L170 210ZM187 210V211H186ZM62 211H63V214H62ZM157 211V212H156ZM45 212V213H44ZM60 212H61V216L65 219L66 224L68 226V228L70 227V230H71V234L70 236H68L65 241H57V242H54V243H48L46 244L45 242H43V240H41V244H38L37 242L35 243L34 240H35V234L37 232V229L34 227L36 225V223L41 220L42 218L45 217H48V228L49 229H55V230H58L59 229V226L55 225V222L52 221V218L54 216H57V215H60ZM69 212H71L70 214H73L72 215H69ZM79 212V213H78ZM170 213H171V216H170ZM123 214V215H122ZM125 213H120L119 215H117V219H124L123 222H126V219H129L127 218V214ZM182 214V215H180ZM185 214V216L183 215ZM187 214V215H186ZM68 215V216H67ZM75 215V216H74ZM66 216V217H65ZM123 216V217H122ZM183 218H181V217ZM3 219L6 218V215L2 216ZM74 217L77 219H74ZM122 217V218H121ZM172 217V218H171ZM175 217V218H174ZM179 217V218H178ZM33 218V219H31ZM70 218V220H69ZM73 218V219H72ZM157 218V217H156ZM189 218V219H188ZM60 219V218H59ZM93 219V220H92ZM95 219V220H94ZM2 220V219H1ZM0 220V221H1ZM58 220V219H57ZM87 220V221H86ZM98 220V221H97ZM164 220V221H163ZM167 220V221H166ZM185 220V221H184ZM193 220V221H192ZM27 221V222H26ZM62 221V220H61ZM101 221V222H100ZM157 221V220H156ZM163 221V222H162ZM172 223H170V222ZM173 221H175L173 223ZM183 221V222H182ZM190 221V222H189ZM25 222V223H24ZM71 222V223H70ZM73 222V224H72ZM100 223L98 224L97 226H100L99 228L101 229H98V230H94V228L91 227V223ZM159 222V221H157ZM186 222V223H185ZM20 223V224H19ZM54 223V224H53ZM85 223V225H84ZM90 223V224H89ZM104 223V224H103ZM178 223V224H176ZM65 224V225H66ZM69 224V225H68ZM87 224H89V229H87ZM186 224V225H184ZM27 225V226H26ZM53 225V226H52ZM54 225H55V228H54ZM105 227H103V226ZM178 225V226H177ZM184 225V226H183ZM191 225V226H190ZM194 225V226H192ZM182 226V227H181ZM28 227V228H27ZM52 227V228H51ZM127 229H126V228ZM133 227V228H132ZM122 228V230H120ZM32 229V230H31ZM35 229V230H34ZM103 229V230H102ZM125 229V230H124ZM176 229V230H177ZM29 230V232H28ZM75 230V231H74ZM77 230H80V233H77L76 231ZM100 230V231H99ZM135 230V231H134ZM138 230V225H133L130 223L129 226H125L124 225V228L123 227H119L118 228V231H120L122 234L125 233V231L128 232V235L129 237H132L134 238L135 236L139 235V230ZM98 231V232H96ZM102 231V232H101ZM93 232V233H92ZM138 232V233H137ZM76 233V234H75ZM103 237H102V235ZM93 235V236H92ZM107 235V237H106ZM26 236V237H25ZM76 236V238H75ZM92 236V237H91ZM106 237V238H105ZM22 238V239H21ZM33 239V240H32ZM18 240V241H17ZM73 240V241H72ZM77 240V241H76ZM95 240V241H94ZM3 241V240H2ZM24 241V242H23ZM32 241V242H31ZM36 241V240H35ZM163 241V240H162ZM27 242V243H26ZM95 242V244H94ZM20 243V244H19ZM34 245H33V244ZM62 243V244H61ZM64 243V244H63ZM80 243V244H79ZM148 243V242H147ZM22 244V245H21ZM38 244V246L36 245ZM44 244V245H43ZM52 244V245H51ZM75 244V245H74ZM77 244V245H76ZM158 244H160L158 242ZM157 243H154V245H150V244H146L145 243V248L147 249V253H150V256H151V259L152 260H157L156 261V264L157 263H162V262H167L169 261V258L170 256H173V260H178V255L180 256L179 258L182 260L183 256H185V253H183L182 255L179 254L180 252V249L181 248L180 246H177L178 248H176V246L173 247H163V245H167L164 241L161 242L160 245H158ZM42 245V246H41ZM47 245V246H45ZM50 245V246H48ZM93 245V246H92ZM158 245V247H157ZM152 246H154L152 248ZM54 247V248H53ZM106 247V248H105ZM150 248V249H149ZM158 248V249H157ZM162 249V250H161ZM166 249V250H164ZM36 250V251H35ZM45 250V251H44ZM57 250V251H56ZM98 250L97 253H99L100 251ZM152 250V251H150ZM157 250V251H156ZM170 250V251H169ZM176 251V252H173ZM163 251V253H161ZM164 251H165V254H164ZM172 251V252H171ZM23 252V253H22ZM43 252V253H42ZM45 252V253H44ZM69 252L71 254H69ZM171 252V253H170ZM182 252V251H181ZM52 253V254H51ZM169 253V254H168ZM176 253V254H175ZM178 253V254H177ZM42 254V255H41ZM62 256H61V255ZM78 254V255H77ZM159 254V256L157 255ZM173 254V255H172ZM50 255V256H49ZM75 257H74V256ZM77 255V256H76ZM163 255V256H162ZM45 256V257H44ZM60 256V257H59ZM82 258H81V257ZM168 256V257H167ZM175 256V257H174ZM182 256V258H181ZM81 258L82 262L81 261H76L77 258ZM156 257V258H154ZM166 257V258H165ZM47 258V259H46ZM50 258V259H49ZM162 258V259H161ZM45 259V260H44ZM160 259V260H159ZM164 259V261H163ZM167 259V260H166ZM75 260V261H74ZM174 260V261H175ZM244 260H239L237 262V264H257V259H256V256L255 254H253V256H251L250 258H248L246 261ZM74 262V263H73ZM79 262V263H78ZM263 264H264V260L262 261ZM261 262V263H262ZM210 264V263H209Z\"/></svg>", "mask_w": 264, "mask_h": 264}]
</instances>
